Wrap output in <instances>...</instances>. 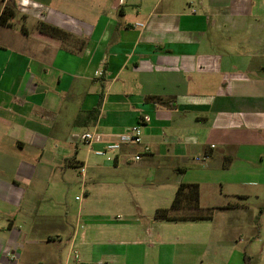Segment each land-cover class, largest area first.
Segmentation results:
<instances>
[{
	"label": "crops",
	"instance_id": "obj_1",
	"mask_svg": "<svg viewBox=\"0 0 264 264\" xmlns=\"http://www.w3.org/2000/svg\"><path fill=\"white\" fill-rule=\"evenodd\" d=\"M6 4L17 15L0 24V264H264L262 188L239 195L223 180L264 162V0H0V15ZM138 124L142 145L107 167L164 161L212 215L158 220L172 206L160 196H86L72 233V209L58 196L57 211L44 207L41 186L57 189ZM88 132L101 143L86 144ZM143 146L152 152L132 161ZM89 167L95 187L101 168ZM190 171L203 180L186 181ZM211 176L220 193L207 198ZM69 235L84 260L39 259Z\"/></svg>",
	"mask_w": 264,
	"mask_h": 264
},
{
	"label": "rangeland",
	"instance_id": "obj_2",
	"mask_svg": "<svg viewBox=\"0 0 264 264\" xmlns=\"http://www.w3.org/2000/svg\"><path fill=\"white\" fill-rule=\"evenodd\" d=\"M84 135V134H83ZM94 152V150H92ZM108 156L113 157V154H109L105 157L96 156L95 152L89 154V160L86 164V174H81V169L84 167L83 162H80L76 167L67 171L65 179H63L57 189L55 185L44 184L43 196L39 199V203L43 202L44 207L55 208L54 199L52 196H58L61 205L65 208L70 207L73 211L74 218L72 225V233L77 228V219L79 213V207L85 202L86 196H128L131 201L140 203L145 202L150 196H160L167 200L169 207L171 206L174 197L177 194V190L180 184L178 179L180 175L178 172L169 168L168 164L164 161L158 164L150 166H121L107 167ZM97 164L101 168V177L99 178V185L93 186L96 181L93 180L92 171L89 170V165ZM197 170V169H196ZM193 175L198 180H203L197 171H190L186 175V181L193 179ZM223 180L226 182L232 181L234 193L239 195L252 194L262 188L264 195V187L260 184H264V162L251 165L246 162H239L235 167L228 171H225ZM220 177L213 178L208 177L206 181L202 183L203 196H214L220 193V188L216 186V182L213 180H220ZM123 181L125 182L123 183ZM98 183V182H97ZM119 188L122 190L120 191ZM54 193V194H53ZM219 195V194H218ZM255 196V194H253ZM78 198V199H77ZM93 206L99 204L94 203ZM254 202V201H253ZM57 211V209L55 208ZM80 225V224H79ZM71 235L63 236L64 243L59 246L41 247L39 250V259H53L55 256H61L65 261L75 260L77 254L78 258L82 260L81 248L76 246L72 248L70 245Z\"/></svg>",
	"mask_w": 264,
	"mask_h": 264
},
{
	"label": "trees",
	"instance_id": "obj_3",
	"mask_svg": "<svg viewBox=\"0 0 264 264\" xmlns=\"http://www.w3.org/2000/svg\"><path fill=\"white\" fill-rule=\"evenodd\" d=\"M17 15V11L13 4H6L0 15V24L13 27V20ZM39 30L42 33L52 37L61 36L62 31L58 28L46 23L39 24ZM95 110L91 115H96ZM81 119V117H79ZM76 120V123L79 122ZM75 165L74 167H76ZM212 215L210 211L207 215L203 214L200 209V190L198 184H181L178 187L177 194L170 208H161L156 211L155 217L158 220H197L209 218Z\"/></svg>",
	"mask_w": 264,
	"mask_h": 264
},
{
	"label": "built area",
	"instance_id": "obj_4",
	"mask_svg": "<svg viewBox=\"0 0 264 264\" xmlns=\"http://www.w3.org/2000/svg\"><path fill=\"white\" fill-rule=\"evenodd\" d=\"M99 76H103V72H98ZM102 136L96 133L88 132L83 136L84 141L91 148L94 145L101 143ZM143 132L141 125H134L129 128L126 133L119 135L118 139L115 141H107L104 143L103 147L96 149L95 154L98 156L105 157L109 154H113V157L108 156L107 160L109 162H115V155H121L123 148H132L135 146L142 145ZM152 149L150 146H143L142 151L134 152L130 154L132 161L140 162L146 154H150ZM208 157H205L207 159ZM81 174L84 176L86 174V168L81 169Z\"/></svg>",
	"mask_w": 264,
	"mask_h": 264
}]
</instances>
